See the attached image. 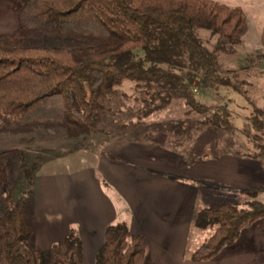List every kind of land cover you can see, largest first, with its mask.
Here are the masks:
<instances>
[{"label":"trees","instance_id":"trees-1","mask_svg":"<svg viewBox=\"0 0 264 264\" xmlns=\"http://www.w3.org/2000/svg\"><path fill=\"white\" fill-rule=\"evenodd\" d=\"M14 1L20 4L17 28L0 37V133L41 128L59 129L69 139L86 137L104 101H111L124 82L131 83L141 117L181 101L187 119L172 125L175 133H184L194 118L198 125L229 131L235 128L236 114L221 91L230 90L251 107L239 133L257 156H264V108L250 98L247 81L220 66L222 57L236 55L247 34L241 8L215 0ZM37 33L81 45L71 50L25 46ZM255 64L264 65V56L256 55ZM205 96L211 101L200 99ZM13 158L23 154L0 152V264H41L27 218L31 175L26 173L30 198L10 203L7 162ZM239 193L250 200L245 209L222 203L195 211L192 227L214 230L190 254L192 261H212L264 215V204L256 200L264 186ZM146 252L144 237L132 236L118 222L105 228L93 264H143ZM47 256L48 264H83L77 231L52 244Z\"/></svg>","mask_w":264,"mask_h":264},{"label":"crops","instance_id":"crops-1","mask_svg":"<svg viewBox=\"0 0 264 264\" xmlns=\"http://www.w3.org/2000/svg\"><path fill=\"white\" fill-rule=\"evenodd\" d=\"M215 1L243 10L248 25L244 39L254 31L246 48L264 56V0ZM170 131L146 123L123 127L96 147L95 167L34 175L27 211L32 245L47 253L74 229L82 242L83 264H93L105 228L123 222L132 236L146 240L143 264H264V217L212 261L190 259L202 243L196 237L188 246L199 190L264 186L263 168L257 159L230 150L188 160L187 145L196 137L185 141ZM242 137L236 148L245 147ZM208 199V194L201 197L203 208L213 206Z\"/></svg>","mask_w":264,"mask_h":264},{"label":"rangeland","instance_id":"rangeland-1","mask_svg":"<svg viewBox=\"0 0 264 264\" xmlns=\"http://www.w3.org/2000/svg\"><path fill=\"white\" fill-rule=\"evenodd\" d=\"M228 3H235L234 0H226ZM225 1V2H226ZM233 1V2H232ZM248 2V1H247ZM20 4L14 0H0V37L6 33H12L16 30L17 12ZM252 24V23H251ZM254 31L251 30L242 44L237 47L235 56H225L220 59V66L224 70L237 72L240 79L249 83L247 89L250 91V98L254 100L258 107L264 108V65L255 64V53L251 49L246 48ZM249 40V41H248ZM28 47L43 48H64L67 50L74 49L81 45L80 42L72 40L68 37H62L56 34L37 33L29 36L24 42ZM197 95L200 97L199 87H196ZM231 109L236 114L235 128L229 131H218L208 126L198 125L196 118L192 119L191 125L184 133H175L172 125L180 120L187 119L184 115L186 109L181 101H173L169 107L150 117H141L138 103L132 100L131 83L124 82L119 88L118 93L111 101H104L105 108L100 113L96 124L91 130V134L86 137L76 139L67 138L59 129H30L26 132L0 133V152L8 150H16L23 154V158H13L7 162V179L9 191L11 194V205L20 204L25 199L30 198L28 190L30 189L26 177V173L34 175L38 173L50 172L54 170H65L67 172H76L82 169L96 166V155L94 151L98 145L105 142V138L111 134L120 132L123 127L133 128L139 127L141 124L163 126L170 133V129L175 135L179 134L181 139L191 140L192 135L196 138L191 144L187 145L186 158L189 160L199 159L201 156H218L220 152L230 150L232 152L242 153L243 158L251 157L258 160L263 168L264 175V156H257L256 152L245 139V147L238 148L244 138L239 133L238 128L241 119L247 115L251 109L247 101L239 94L222 90ZM211 101V98L205 96L200 98ZM191 135V136H190ZM205 146L207 148H205ZM231 156H235L234 153ZM209 195L208 202L210 205H218L221 203L239 204L240 208L245 209V202L250 201L248 197L242 196L239 190L230 192L224 189H215L213 187L204 186L199 190V199L196 211L203 209L201 197ZM1 181H0V213L2 211L1 199ZM256 200L264 204V193L258 195ZM31 202V201H30ZM261 217H264L261 216ZM260 217V218H261ZM214 228L206 230L191 229L189 237V247L193 246L196 237H202V242L211 236ZM40 263L48 264L47 253H41Z\"/></svg>","mask_w":264,"mask_h":264}]
</instances>
